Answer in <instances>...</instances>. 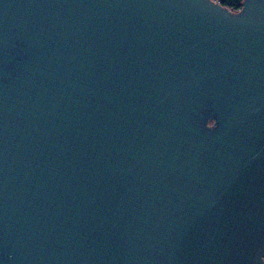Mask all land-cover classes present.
I'll list each match as a JSON object with an SVG mask.
<instances>
[{
	"label": "water",
	"instance_id": "water-1",
	"mask_svg": "<svg viewBox=\"0 0 264 264\" xmlns=\"http://www.w3.org/2000/svg\"><path fill=\"white\" fill-rule=\"evenodd\" d=\"M0 264H264V0H0Z\"/></svg>",
	"mask_w": 264,
	"mask_h": 264
},
{
	"label": "trees",
	"instance_id": "trees-1",
	"mask_svg": "<svg viewBox=\"0 0 264 264\" xmlns=\"http://www.w3.org/2000/svg\"><path fill=\"white\" fill-rule=\"evenodd\" d=\"M220 4L222 7L236 12L240 9L243 0H213Z\"/></svg>",
	"mask_w": 264,
	"mask_h": 264
}]
</instances>
